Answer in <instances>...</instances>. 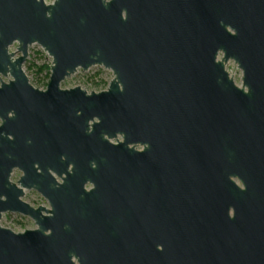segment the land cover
<instances>
[{
  "label": "water",
  "instance_id": "1",
  "mask_svg": "<svg viewBox=\"0 0 264 264\" xmlns=\"http://www.w3.org/2000/svg\"><path fill=\"white\" fill-rule=\"evenodd\" d=\"M33 44L53 58L46 89L23 67ZM93 66L112 70L106 89L61 87ZM0 74V220L12 211L39 225L0 224V264H264V0H0ZM137 143L171 154L172 225L158 254L139 238L134 201L117 202L122 213L78 208L69 186L89 195L83 168L58 193L42 183L49 165ZM15 167L53 211L20 199Z\"/></svg>",
  "mask_w": 264,
  "mask_h": 264
},
{
  "label": "flooded vegetation",
  "instance_id": "2",
  "mask_svg": "<svg viewBox=\"0 0 264 264\" xmlns=\"http://www.w3.org/2000/svg\"><path fill=\"white\" fill-rule=\"evenodd\" d=\"M0 77L3 79L2 76ZM8 80L4 81L8 82ZM89 125L88 134L92 130V121H90ZM117 138L121 139L119 135ZM110 141L113 144H117L116 138H112ZM128 148L129 150L117 151L108 149L101 153V159L99 160L92 153L88 156V162L79 165H77L78 162L75 165L71 162L66 167L62 166V164L49 165L47 171L51 174L53 180L46 176L43 177L42 183L49 194L58 193L67 185L68 179L76 174L77 170L83 168L81 172L90 175L89 177H85V182L83 183V189L89 195L79 193L77 185L69 186L72 189V198L77 201L78 208H82L88 214L94 212L105 213L110 210H118L120 211L119 213H122V209L116 203L122 202L125 204V201H127L126 205L130 206V203L134 201L135 228L139 231V238L143 241L149 235L154 240V243L150 245L151 250L154 254H158L163 250V245L160 243L162 241V233H164L163 230L167 227L168 235L172 225L171 198L173 190L171 182V154L169 152L160 153L158 150L148 151V146L139 143L131 144ZM62 159L64 162L66 161L65 156ZM77 166L80 168L77 169ZM35 167L38 173H43L38 165ZM23 176L24 171L19 167H15L10 177L13 183H16L19 188L23 189L24 195L20 199L35 209L43 207L48 211H53L52 202L46 193L40 192L34 187H22L20 180ZM73 178L78 182L76 177ZM29 193H35L39 197V202L30 203L27 201L26 197ZM6 213L17 214L30 219L34 222L35 227L24 228L20 231L6 227L2 225V219ZM42 215L53 214L51 212L47 213L44 210L42 211ZM0 224L16 233H23L26 230L39 228V225L36 224V221L31 216L12 211L3 213ZM101 226L112 228L117 225L111 226L109 223H104ZM86 227V230L94 231L93 225H87ZM112 245L111 243L108 245L109 255L113 251L112 249H114ZM144 245L141 247L142 252ZM73 260L77 264L79 263V258L74 257Z\"/></svg>",
  "mask_w": 264,
  "mask_h": 264
},
{
  "label": "rangeland",
  "instance_id": "3",
  "mask_svg": "<svg viewBox=\"0 0 264 264\" xmlns=\"http://www.w3.org/2000/svg\"><path fill=\"white\" fill-rule=\"evenodd\" d=\"M50 2V1H49ZM11 51L16 50V44L10 48ZM53 58L46 52L41 45L33 44L29 47V56L24 63V70L29 76L30 82L40 89H46L51 75V69H45L48 64L51 66ZM231 77L235 80L236 84L242 85V70L234 61H230L227 66ZM3 77L4 80L8 78ZM114 74L112 70L105 68L104 66H93L88 70L79 68L70 77H67L62 83V88H73L80 86L88 92L101 91L108 87L110 81L113 79ZM1 123V119H0ZM26 200L30 203H38L39 197L35 193H29ZM2 225L10 227L16 231H20L24 228L35 227L32 220L21 215L6 213L2 219Z\"/></svg>",
  "mask_w": 264,
  "mask_h": 264
}]
</instances>
